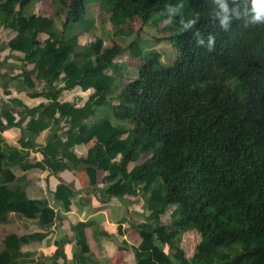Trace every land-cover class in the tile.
Instances as JSON below:
<instances>
[{"label": "trees", "instance_id": "trees-1", "mask_svg": "<svg viewBox=\"0 0 264 264\" xmlns=\"http://www.w3.org/2000/svg\"><path fill=\"white\" fill-rule=\"evenodd\" d=\"M39 1L0 0V27L15 32L6 44L23 55L24 87L33 90L42 83L38 96L47 101L32 108L15 103L28 117L29 136L51 125L55 130L63 119L68 129L63 142L55 135L44 146L21 137L18 148L0 139V225L10 214L35 221L38 228L55 219L47 200L29 199L10 169L56 174L85 168L73 148L100 133L104 158L96 167L107 173V185L121 183L119 199L142 192L144 221L130 226L140 242L117 245L133 252L135 264H244L262 257L264 19H255L252 0H52L66 10L60 29L53 17L34 13ZM89 3L110 12L118 42L105 47L95 37L79 45V36L95 25L94 17H88ZM135 18L154 27L166 19L164 39L177 57L166 66L153 52L123 85L128 68L117 58L126 51L134 58L142 54L138 32L124 29ZM42 33L47 35L43 42L38 38ZM119 86L112 104L107 96ZM75 88L93 90L82 107L59 102L62 91ZM102 107L128 126L115 128L106 116L96 118ZM12 127H17L15 117L0 114V130ZM96 150L87 157L94 159ZM30 152L41 153L42 161L29 164ZM75 195L63 184L54 192L66 212ZM168 211L167 225L162 216ZM191 230L200 241L187 258L180 243ZM39 235H6L0 264H32L21 248ZM79 236L84 242L83 232ZM79 262L88 263L84 257Z\"/></svg>", "mask_w": 264, "mask_h": 264}, {"label": "crops", "instance_id": "crops-1", "mask_svg": "<svg viewBox=\"0 0 264 264\" xmlns=\"http://www.w3.org/2000/svg\"><path fill=\"white\" fill-rule=\"evenodd\" d=\"M33 11L35 14L51 17L46 13L39 14L37 9ZM14 36L15 32L0 27V114L11 113L17 123V127L0 130V139L18 148L21 137L24 141L29 138L39 146H44L55 135H59L63 142L64 133L68 129V119H63L55 130L51 125L36 136H29L25 131L28 117L22 107L15 102L19 101L32 108L46 104L47 101L38 96L42 83L33 90L24 87L20 78L23 71L21 62L23 55L10 51L6 44ZM85 36L86 34L79 36V45H88L81 43ZM38 38L43 42L47 35L42 33ZM31 68L32 65L26 66L27 70ZM63 76L64 74L61 75ZM117 91L115 95L112 96L110 93L107 96L112 104L115 103L119 89ZM92 93V89L64 90L58 100L82 107ZM97 113L98 109L96 118L101 116ZM106 117L115 128L128 126L125 122L117 120L112 111L107 112ZM103 143V137L97 133L86 142L74 146L73 153L77 158H82L85 165V168L78 170H62L52 174L49 170L22 171L19 167L10 169V173L21 180L19 186L24 189L29 199H46L55 212L53 223L45 228H38L35 221L25 220L15 214L9 215L5 225H0V230L7 231L6 235L40 234L37 239L21 248L22 253L31 255L32 264H81L79 262L81 257L86 258L87 264H135L133 252L127 248L119 249L117 245L124 241L130 246H137L140 242V238L130 226L144 221L140 198L142 192L139 191L137 196L125 195L119 199L117 195L121 190V183L107 185V173L96 167L104 158L101 152ZM93 148L97 149L96 155L94 159H89L87 155ZM42 159L41 153L30 152L27 161L29 164H35ZM144 159L142 156L138 163H142ZM60 184L76 192V195L70 198L67 212L63 209L62 202L54 197V192ZM118 226L122 228L121 234L117 232ZM80 232H83L84 242L80 241ZM4 237L0 238V251L3 248L1 243Z\"/></svg>", "mask_w": 264, "mask_h": 264}, {"label": "rangeland", "instance_id": "rangeland-1", "mask_svg": "<svg viewBox=\"0 0 264 264\" xmlns=\"http://www.w3.org/2000/svg\"><path fill=\"white\" fill-rule=\"evenodd\" d=\"M30 8V7H29ZM38 10L39 14L46 13L51 15V17L55 20V27L60 29L61 21L66 18V10L60 9L57 5H55L52 0H40L36 5H34L33 10ZM88 17L93 16L95 19L94 28L90 31V33L86 34L85 37L82 38L81 43L86 44L93 41L95 37H100L104 41V46L109 47L112 43L118 42L119 39L113 37V32L115 27L111 26L109 22L110 12L99 3H89L87 5ZM56 14H59V19L55 17ZM184 19V15L182 14L179 18L180 21ZM166 19H163L154 27L152 23H149L145 26L141 25V22L138 18H135L132 21H128L124 25L125 30H132L134 32H138V36L136 38L137 45L141 48L142 54L138 58H134L130 56L129 51L124 52L121 56L117 58V61L120 63L126 64L125 66L128 68L126 73V80L123 81V85L135 75L137 67L141 64L149 60L153 54V52H157L161 56V62L163 65H171L173 61L177 57V52L173 48V46L166 41L164 38L168 36V31L164 29ZM133 34V33H132ZM135 34L131 37L133 38ZM131 38V39H132ZM120 90V86L111 92V95H115ZM111 110L106 109V107L98 108V112L101 113L98 115L106 116V113ZM121 124V123H120ZM124 124V123H122ZM122 126V125H121ZM170 211H168L164 216H162V220L164 224L170 223ZM20 225V224H19ZM18 225V226H19ZM122 232L121 226H118L117 230ZM7 231L0 230V238L6 235ZM200 241L199 234L194 231H188L184 233L181 237V248H183L185 252V256L190 258L195 253V247ZM244 264H264V254L262 257L256 259L255 261L245 262Z\"/></svg>", "mask_w": 264, "mask_h": 264}, {"label": "clouds", "instance_id": "clouds-1", "mask_svg": "<svg viewBox=\"0 0 264 264\" xmlns=\"http://www.w3.org/2000/svg\"><path fill=\"white\" fill-rule=\"evenodd\" d=\"M252 4H253V10L256 12L255 19L256 20L264 19V0H252ZM222 7H225L226 10V6L222 5ZM225 20H227V17L225 18Z\"/></svg>", "mask_w": 264, "mask_h": 264}]
</instances>
